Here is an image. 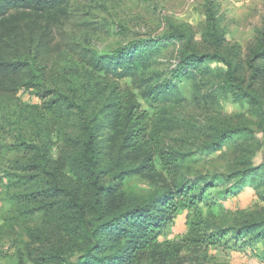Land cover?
Listing matches in <instances>:
<instances>
[{
  "label": "rangeland",
  "instance_id": "1",
  "mask_svg": "<svg viewBox=\"0 0 264 264\" xmlns=\"http://www.w3.org/2000/svg\"><path fill=\"white\" fill-rule=\"evenodd\" d=\"M53 32L62 53L37 68L28 57L29 85L0 97V264H58L45 261L57 251L66 261L60 264H78L86 244L80 229L101 223L89 210L92 191L69 167L87 124L103 126L101 152L113 149L96 182L107 190L101 203L143 206L182 183L203 195L196 210L177 212L154 233L156 248L138 264H264V241L249 234L233 247L232 240L264 220V183L230 190L234 173L264 164V56H256L264 52V0H71ZM134 49L146 50L142 79L178 88L174 100L148 103L130 79L120 81L150 118L146 145L159 151L151 172L140 169L141 154L127 146L125 132L109 124L113 80L83 58ZM197 58L201 65L190 67ZM243 125L249 135L224 139L211 152L217 134ZM54 188L75 191L84 217L61 213L64 200ZM216 229L227 239L207 248L189 244Z\"/></svg>",
  "mask_w": 264,
  "mask_h": 264
},
{
  "label": "trees",
  "instance_id": "2",
  "mask_svg": "<svg viewBox=\"0 0 264 264\" xmlns=\"http://www.w3.org/2000/svg\"><path fill=\"white\" fill-rule=\"evenodd\" d=\"M70 1L0 0V97L14 95L29 85L33 75L32 68L27 62L28 57H31L37 68L47 66L62 53L63 45L61 41H56L53 30L68 17ZM65 46L73 51L70 45ZM141 52L145 53L146 50ZM142 53L134 49L111 58L93 56L83 58H87V66L92 71L113 80L111 102L105 107L109 124L114 128L113 132L117 129L125 132L124 140L127 146L133 147V151L141 154L143 161L140 163V169L147 168L151 172L153 157L159 155V151L152 150L146 145L150 133V118L146 112L140 110L137 98L139 96L148 103H168L177 98L178 88L169 82L149 85L147 79H142L141 74L146 67ZM256 56L257 59L261 56V59L264 52ZM201 63L200 59H193L190 67L200 66ZM182 71L183 67L180 66L176 75ZM124 79L131 80L132 88L138 91V96L120 86V81ZM246 96L254 101L253 95ZM64 101L67 102V99ZM55 104L56 102L51 101L47 108L52 112L56 111ZM84 132V142L81 149L71 157L69 167L77 179L88 185L92 191L89 210L92 217L101 223L98 226L93 225L91 230L80 229V235L86 244L78 264H138L149 246H152V250L156 248L154 233H157L177 212L196 210V200L199 198L200 202L203 195L201 192L191 195L196 187L188 188L182 183L159 195H153L143 206L101 203L98 198L100 191L107 190L99 187L96 182L99 175L105 172L102 170L105 157L107 154L110 157L113 149L109 148V153H103L98 149L100 143H97V139L104 138L105 135L102 125L87 124ZM249 134L244 125L231 126L215 136L216 145L211 152L216 151L224 139ZM110 137L113 138L114 134ZM162 159L161 168L168 171L170 163ZM233 176L236 177V183L230 190L240 188L246 182L256 183L259 180L260 183H264V164L238 170ZM53 191L59 192L64 200L61 213L84 217L86 210L77 200L75 191L58 188H54ZM108 216H111V221H105ZM108 222L110 224L105 225ZM105 232H108L107 236H104ZM249 234H254L255 241H264V220L249 223L236 231L232 235L235 243L233 247ZM226 239L227 234L216 229L215 234L193 238L189 244L207 248L216 246L218 242ZM45 261L58 264L66 262L61 258L60 251L53 255L49 254Z\"/></svg>",
  "mask_w": 264,
  "mask_h": 264
}]
</instances>
